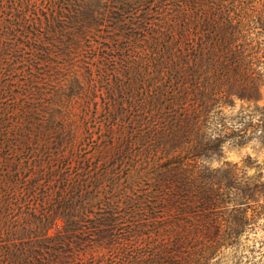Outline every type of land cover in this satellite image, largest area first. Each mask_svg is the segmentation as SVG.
Returning a JSON list of instances; mask_svg holds the SVG:
<instances>
[{"label": "trees", "instance_id": "16d2710c", "mask_svg": "<svg viewBox=\"0 0 264 264\" xmlns=\"http://www.w3.org/2000/svg\"><path fill=\"white\" fill-rule=\"evenodd\" d=\"M246 147L264 0H0V264H264Z\"/></svg>", "mask_w": 264, "mask_h": 264}, {"label": "rangeland", "instance_id": "374dc122", "mask_svg": "<svg viewBox=\"0 0 264 264\" xmlns=\"http://www.w3.org/2000/svg\"><path fill=\"white\" fill-rule=\"evenodd\" d=\"M95 60H98L97 58L94 59ZM97 70V68H94ZM90 81V79H89ZM83 83L84 85H86L88 83V79H84L83 80ZM103 84H105V82H103ZM99 93V96L96 98V101H97V104L95 105L94 101L91 103V111L94 110V106H96V109L93 111L94 112V115L92 116V113L90 112L85 120H87L88 124L91 123V119H95L97 121H100L102 120V116L104 114V111H103V102H104V95L102 92H98ZM107 94V93H106ZM241 106H242V102L239 101L237 103V107L234 109V112L233 113H237L240 109H241ZM83 122V120L81 121ZM86 122V123H87ZM246 154H251L253 157H256L258 158L260 161H263L264 160V147L259 149H255V148H252V147H246L242 150H233L231 152L228 153V157L230 160H233V161H240L241 158H243Z\"/></svg>", "mask_w": 264, "mask_h": 264}]
</instances>
